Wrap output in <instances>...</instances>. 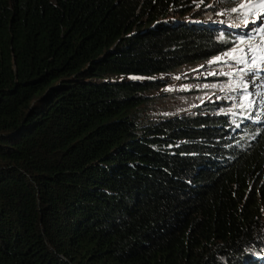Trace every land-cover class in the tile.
Here are the masks:
<instances>
[{"label": "trees", "instance_id": "16d2710c", "mask_svg": "<svg viewBox=\"0 0 264 264\" xmlns=\"http://www.w3.org/2000/svg\"><path fill=\"white\" fill-rule=\"evenodd\" d=\"M194 1L0 0V264H264V89L141 110L260 37Z\"/></svg>", "mask_w": 264, "mask_h": 264}, {"label": "rangeland", "instance_id": "374dc122", "mask_svg": "<svg viewBox=\"0 0 264 264\" xmlns=\"http://www.w3.org/2000/svg\"><path fill=\"white\" fill-rule=\"evenodd\" d=\"M194 2V7L207 5V21L220 22L233 30L245 28L252 32L256 28L262 32L252 43L239 37L230 50L213 59L164 74L167 84L152 90L151 98L142 106L148 118L192 111L197 105L214 100L226 102L228 110L253 109L257 88L264 89V19H257V13L264 9L250 11L242 7L253 0Z\"/></svg>", "mask_w": 264, "mask_h": 264}, {"label": "snow or ice", "instance_id": "6c2138e0", "mask_svg": "<svg viewBox=\"0 0 264 264\" xmlns=\"http://www.w3.org/2000/svg\"><path fill=\"white\" fill-rule=\"evenodd\" d=\"M242 7H247L250 11L256 8L264 9V0H253L252 3H246V5ZM257 19H264V11L257 13Z\"/></svg>", "mask_w": 264, "mask_h": 264}]
</instances>
